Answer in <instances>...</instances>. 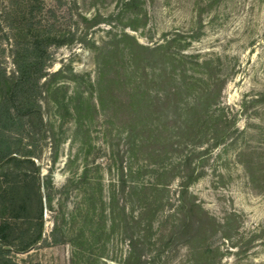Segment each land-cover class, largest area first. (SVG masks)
<instances>
[{"label":"rangeland","instance_id":"rangeland-1","mask_svg":"<svg viewBox=\"0 0 264 264\" xmlns=\"http://www.w3.org/2000/svg\"><path fill=\"white\" fill-rule=\"evenodd\" d=\"M23 1L0 0V30L10 34V40L0 36V46L6 48L3 65L9 75L16 69L10 52L15 39L3 13L28 4L29 0ZM145 1L147 21L137 24L138 31H133L124 26L130 22L128 19L114 17L113 23L108 24L107 20L119 12L115 0H63V5L56 0H40L43 9L37 21L42 19V26L74 35L72 43L52 50L53 66L49 71L63 69L58 81L61 89L47 97L44 94L41 99L44 123L56 135L60 153L58 162L53 164L49 131L47 139L41 142L37 165L42 167L43 176L51 175L54 180V202L51 209L44 202L41 228L42 205L35 184H24V171L0 166V264L132 262L126 231L122 225L110 229V197L120 186V161L124 159L127 189L126 195L119 197L118 209L126 206L131 222L141 216L140 203L144 199L132 195L133 182L156 184V173L163 163L149 159L150 172L132 179L130 167L137 165L135 160L130 161V154L123 144L119 145L118 138L123 113L112 125H106L100 104L96 113L88 112L91 99L96 104L100 101L99 86H91L100 79V61L96 59L100 60V51L112 46L123 30L152 48L180 35L188 53L200 54L219 64L221 74L228 80L223 99L230 115L240 109L244 98L252 101L264 94V0H229L220 10L204 14L200 31L196 0ZM193 32H200L199 37L193 39ZM119 63L123 64L121 60ZM237 128L243 134L234 146L227 143L215 148L211 138L206 137L202 147L194 151V143L199 139L184 136L183 154L174 157L177 163L182 162L183 156L193 158L191 167L196 168L200 177L191 185L185 201L188 206L197 202L212 218L208 220L197 211L191 219L229 227L232 237L223 239L225 228L216 234L209 228L207 236L196 234L195 239L178 237L170 241L175 224L181 220L177 212L180 181H172L163 192L151 186L145 196L155 203L154 208H162L147 218L152 220L153 230L140 235L144 245L139 253L145 264H197L196 252L207 246L220 248V253L213 256L216 264H264V244L260 238L247 254L237 255L246 241L264 227V106L249 103L245 113H239ZM199 152L204 154L199 156ZM149 156L141 157L140 164ZM248 171L255 175L254 183ZM118 209L117 217L121 216ZM168 242L171 244L166 245ZM234 244L236 247L232 248Z\"/></svg>","mask_w":264,"mask_h":264},{"label":"trees","instance_id":"trees-1","mask_svg":"<svg viewBox=\"0 0 264 264\" xmlns=\"http://www.w3.org/2000/svg\"><path fill=\"white\" fill-rule=\"evenodd\" d=\"M56 1L60 5L64 3L63 0ZM115 1L119 12L107 20L108 24L113 23L114 17L116 20L128 19L130 22L124 25L126 29L138 31L137 24L143 21L146 23L145 0ZM227 1L229 0H196L194 7L199 13L198 31L202 29L204 14L220 10ZM42 9L40 0H29L28 4L20 5L11 11L5 10L3 13L4 20L9 24L12 37L15 39L10 46V52L16 69L10 75L3 65L6 48L0 46V166L12 169L15 167L24 171V184H35L42 205L41 228L44 202L48 208H52L54 202L52 192L55 187L52 176H43L42 167L37 165V160L41 159V142L53 131L48 130L44 123L41 99L44 94L47 97L61 89L58 81L64 73L63 69L53 73L49 71L54 59L52 50L72 43L74 37L70 33L55 30L53 26H42V19L37 21ZM84 20L88 21L86 18ZM95 22L98 23V19ZM126 29L115 37L117 41L112 46L107 45L100 51V60L96 59L98 63L100 61L98 64L100 79L97 84L92 83L91 86H99L100 101L96 104L94 99H91L88 112L96 113L100 104V115L106 119V125H112L113 120H119V114L123 113V127L118 133V138L119 145L123 144L126 152L130 154V161L135 160L137 165L136 168L130 167L132 179H140L143 174L150 172L152 166L148 162L149 159L163 163V167L160 168L162 171L155 172L159 175L156 184L133 182L132 195L144 197L140 203L142 209L140 217H135L131 222L126 206L118 209L119 197L125 196L127 189L123 158L120 161L121 187L119 186L118 192H113L110 197L109 206L112 210L110 229L116 230L122 225L126 231L132 260L127 264H145L139 253L144 245L140 235L153 230V222L147 218L150 214H158L162 208L161 206L154 208L155 203L145 196L151 186L158 190L160 188L163 192L172 181L177 179L180 181V205L177 212L181 220L175 224L170 241L178 237L195 239L196 234L207 236L209 228L213 234L225 228L223 239L232 237L229 227L206 220L196 223L191 219V214L198 211L204 214L206 219L212 220L197 202L193 201L188 206L185 201L191 185L200 177L196 168L191 167L193 158H190V155L183 156L182 162L177 163L174 157L183 154L181 139L184 136L199 139L194 143V151L202 147L203 139L206 137L211 138L215 148L227 143L232 146L239 143V136L243 134V131L237 128L239 113H245L249 103L264 106V94L253 98L251 102L244 98L240 109L230 115L229 107L223 99L228 80L221 74L219 64L217 66L212 59H204L200 54L188 53L186 50L188 46H182V43L186 42L181 41L180 35L166 39L164 44L152 48L141 44L136 37L126 32ZM199 33L193 32L192 38H198ZM0 36L10 38V34L3 30H0ZM176 45L180 46L175 47ZM126 52H129L127 60L124 57ZM120 60L123 64L119 63ZM150 70L152 74L149 73ZM152 88L157 90L152 91ZM110 133L108 130L107 134ZM50 136L51 158L53 164H56L59 160V145L53 132ZM112 148L114 149L113 145ZM197 154L201 156L204 153ZM144 155L150 156L140 164V159ZM183 167L187 169L183 170ZM248 174L254 183L255 175L251 171H248ZM117 209L121 216L117 217ZM118 218H122L121 223L118 222ZM146 220L148 221L144 224ZM103 229H106L105 225ZM259 238L264 244V227L246 241V247L242 246L237 255L241 257L247 254ZM170 244L168 242L166 245ZM235 247L234 244L232 248ZM196 253H199L196 258L197 264H216L213 256L220 253V248L213 249L207 246L203 251Z\"/></svg>","mask_w":264,"mask_h":264}]
</instances>
